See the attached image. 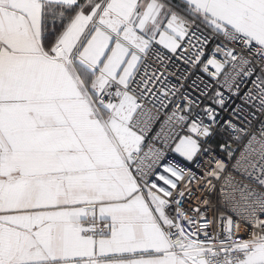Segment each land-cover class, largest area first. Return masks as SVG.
<instances>
[{
	"label": "snow or ice",
	"instance_id": "obj_1",
	"mask_svg": "<svg viewBox=\"0 0 264 264\" xmlns=\"http://www.w3.org/2000/svg\"><path fill=\"white\" fill-rule=\"evenodd\" d=\"M0 264H264V0H0Z\"/></svg>",
	"mask_w": 264,
	"mask_h": 264
},
{
	"label": "built area",
	"instance_id": "obj_2",
	"mask_svg": "<svg viewBox=\"0 0 264 264\" xmlns=\"http://www.w3.org/2000/svg\"><path fill=\"white\" fill-rule=\"evenodd\" d=\"M158 129H159V125L154 126L153 132L150 133L149 138H151V136L154 135V134H155V131H157ZM157 146H160V145L157 143ZM174 146H175V145L172 144L170 147H174ZM169 159L176 160V159H178V157L174 156V155L171 154V152H170V154H169ZM166 162H167V161H166Z\"/></svg>",
	"mask_w": 264,
	"mask_h": 264
}]
</instances>
